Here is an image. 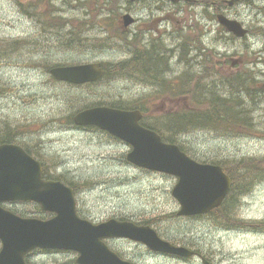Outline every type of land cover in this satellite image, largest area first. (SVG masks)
<instances>
[{
    "label": "rangeland",
    "instance_id": "obj_1",
    "mask_svg": "<svg viewBox=\"0 0 264 264\" xmlns=\"http://www.w3.org/2000/svg\"><path fill=\"white\" fill-rule=\"evenodd\" d=\"M134 11L124 0H0V138L10 135L11 142L44 164L48 174L74 188L78 214L88 221L115 219L149 226L163 240L198 252L213 264H264L263 171L247 175L242 166L250 159L264 165V93L260 90L264 36L251 39L250 55L237 43V53L252 61L246 65L251 82L237 77L234 86L199 88L195 106L200 114L212 109L216 97L239 98L241 109L252 116L251 128H234V133L199 128L175 135L174 144L193 160L225 167L231 190L253 178L246 191L235 195L222 211L202 217L177 216L180 207L171 195L176 178L132 166L125 159L130 151L127 144L69 122L78 111L112 103L140 105L148 118L161 116L157 112L162 105L164 110L191 106L187 91L175 88L173 95L159 94V88L134 83L133 75L129 80L104 77L83 86L59 83L50 76L49 70L57 66L98 63L106 71L110 64L128 60L132 47L146 55V65L150 41L129 39L131 47L123 40L134 34V28L123 31L121 16ZM236 88L238 93L230 91ZM3 207L19 216L43 218L31 205ZM106 244L132 264H201L198 259L160 256L127 240H107ZM77 256L71 251H49L31 261L75 264Z\"/></svg>",
    "mask_w": 264,
    "mask_h": 264
},
{
    "label": "water",
    "instance_id": "obj_2",
    "mask_svg": "<svg viewBox=\"0 0 264 264\" xmlns=\"http://www.w3.org/2000/svg\"><path fill=\"white\" fill-rule=\"evenodd\" d=\"M122 22L127 28L133 20L124 15ZM225 25L236 35L243 34L239 25ZM50 74L58 81L82 85L98 80L103 71L99 64H86L53 68ZM140 119L139 111L95 107L75 114L73 122L77 126H95L127 143L131 147L126 155L129 163L175 177L177 183L171 195L180 206L179 216L205 215L218 208L231 186L222 168L197 163L176 145L164 143L157 133L141 127ZM16 201L35 202L42 211L55 216L47 221L23 219L0 206V264H25V256L35 249L76 252V264H130L106 246L103 241L107 239H128L151 252L178 258L194 255L185 247L162 240L149 226L115 219L96 225L78 218L71 188L60 182L43 181L38 162L20 147L2 144L0 204ZM202 264L209 263L202 259Z\"/></svg>",
    "mask_w": 264,
    "mask_h": 264
},
{
    "label": "flooded vegetation",
    "instance_id": "obj_3",
    "mask_svg": "<svg viewBox=\"0 0 264 264\" xmlns=\"http://www.w3.org/2000/svg\"><path fill=\"white\" fill-rule=\"evenodd\" d=\"M132 5L135 9L132 12L135 38L150 41L148 45L151 49L146 62L149 67L141 66L140 60L145 64L144 54H137L138 61L135 60L131 79L137 85L159 88V94L166 92L168 96L170 91L167 88L230 87L234 86L237 77L251 82L246 65L250 66L252 61L237 53V43L250 55L251 39L264 36V0H193L176 3L140 0ZM230 23L238 24L243 34L239 36L229 31L225 24ZM160 108L157 113L163 116L175 112L174 106L166 110L163 105ZM133 109L143 112L139 105ZM87 129L93 130L84 128ZM40 164L43 173L44 164ZM22 204L34 206L41 212L38 204ZM41 213L43 220L54 217L53 213ZM45 253L39 250L32 252L26 257V264H33L31 258ZM195 253L199 256L198 252ZM193 258L199 260V257Z\"/></svg>",
    "mask_w": 264,
    "mask_h": 264
},
{
    "label": "trees",
    "instance_id": "obj_4",
    "mask_svg": "<svg viewBox=\"0 0 264 264\" xmlns=\"http://www.w3.org/2000/svg\"><path fill=\"white\" fill-rule=\"evenodd\" d=\"M67 31L66 33H68ZM129 39L132 40L130 36H123V40L129 44ZM133 45H131L132 47ZM133 50V47L131 49V57L126 60L119 62L117 64H110L106 68V74L105 78L108 77L111 78H117L119 76L124 75L125 77H130L133 73V70L135 69V60L137 59V53ZM141 61V66H145L144 63ZM170 91V93L173 95V92L175 91V88L167 89ZM187 91V96L189 98V101L191 103L190 105L184 104L179 109L175 108V112H172L168 115H161L158 118L152 117H143L141 124L149 128L156 133L160 135V137L168 143H175V135L182 134V133H188L192 130H198L199 128H208V129H214L215 132L221 133V132H235L234 128L239 129L243 127L244 129H249L252 126V116L250 115V112L244 111L241 109V106L239 105L241 101H239V98H236V100L230 101V97H216L212 101V109L209 111H204L199 114V108H195V106L199 105V88H180L179 92ZM231 92L240 91L239 88H236L234 90H230ZM232 93V94H234ZM100 104V103H98ZM111 107L120 108V109H127L131 108L132 104L128 106L121 105V103H112L108 104ZM156 120V121H155ZM155 121V122H154ZM69 122L71 123V119H69ZM240 131V129H239ZM14 138H11L10 135H5V137L0 138V143H8L13 141ZM245 161V160H244ZM256 162V163H253ZM214 164V163H211ZM243 170L247 175L250 173L256 171V170H262L263 173L260 176H264V165L261 162H258V160H251L245 162L242 164ZM223 167V166H222ZM225 173L230 176L228 171L225 167H223ZM244 179L245 177H241ZM58 179V178H57ZM253 178L250 177L248 179V183L244 187H237L236 190L234 189V185L232 190L229 192L226 200L222 204V206L217 209L216 211H213V213L217 211H222L223 207L229 206L231 200L234 198L235 195L244 193L247 189L246 186H248ZM227 219V218H226ZM228 222H236V221H230ZM261 230H264V225L260 228Z\"/></svg>",
    "mask_w": 264,
    "mask_h": 264
},
{
    "label": "bare ground",
    "instance_id": "obj_5",
    "mask_svg": "<svg viewBox=\"0 0 264 264\" xmlns=\"http://www.w3.org/2000/svg\"><path fill=\"white\" fill-rule=\"evenodd\" d=\"M152 70V69H151ZM137 71V70H136ZM141 71V70H140ZM138 72V71H137ZM142 73V72H141ZM147 73V72H146ZM152 73V72H151Z\"/></svg>",
    "mask_w": 264,
    "mask_h": 264
}]
</instances>
